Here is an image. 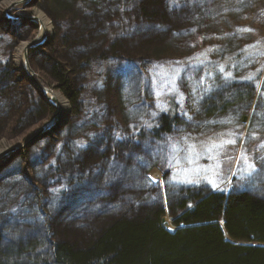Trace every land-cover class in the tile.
Segmentation results:
<instances>
[{"label": "trees", "instance_id": "obj_1", "mask_svg": "<svg viewBox=\"0 0 264 264\" xmlns=\"http://www.w3.org/2000/svg\"><path fill=\"white\" fill-rule=\"evenodd\" d=\"M190 4L186 0H175V3L172 0L41 1L40 6L56 30L52 40L46 39L44 45L30 49V62L68 100L72 107L70 120L74 116L81 122L84 116L89 123L80 126L73 122L68 127L74 126L62 137L41 139L38 143L45 142L41 146L44 151L39 149L36 150L39 154L29 156V153L16 159L21 166L25 164V169L20 167L21 172L35 183H28L20 194L22 204L12 202L3 213L10 217L7 225L15 229L21 220L32 217L37 207L44 218L42 237L50 245L53 260L36 257L28 263H18L13 256L25 255L29 242L20 241L14 252L3 254L0 264H264L263 196L235 182L229 190L200 182H178L172 177L174 161L171 168L168 160L160 162L169 149L168 138L175 141L174 134L186 117L178 112L173 99L166 106L157 97L146 103L152 88L149 82L157 86L156 71L169 62H177V58H171L174 55H169L171 51L164 48L168 46H157L151 41L167 39L169 31L179 34L175 23L182 12L208 3L203 0ZM216 14L214 22L220 17ZM8 20L12 24L20 22L18 18ZM29 22L37 27L35 20ZM162 23H169V28ZM26 28L20 25L13 34L0 33V138L11 139L15 125L23 127L29 120L39 121L56 111L55 103L46 102L13 63L12 48ZM95 34L99 38L92 54L76 47ZM139 35H143V41L132 44L133 38ZM64 50H70L78 63L65 61ZM249 51L244 49L235 60L245 59ZM106 62L114 65L108 76L113 87L109 95L105 94L107 99L97 104L101 115L94 112L90 116L89 110L96 103L85 101L79 72L91 66L103 73ZM242 63L237 62V67ZM143 66L147 70H142ZM230 70L237 71V68L227 61L225 72ZM102 75L106 79L107 72ZM240 75L234 83L240 89L233 96L235 103L251 100L258 89L264 88V70L245 71ZM247 75L252 77L251 81ZM143 77L146 83L141 87ZM133 94L137 95L136 99ZM144 103L150 110L147 108L140 119L132 116L130 119L128 110ZM233 103H224V106L227 108ZM210 108L212 113L216 112L214 102L208 104ZM145 122L152 127H145ZM76 128L79 130L74 134ZM227 129L222 127L218 132L225 134ZM116 134L124 139L117 140ZM50 142H54L53 151L46 147ZM77 142H84L86 146L80 147ZM69 145L75 147L70 154ZM174 154L179 156V152L173 153L171 149L168 157ZM14 156L6 153L0 157V165L4 163L1 169ZM50 156V162L46 163ZM138 156L148 166H141ZM114 162L120 167L114 166ZM154 167L162 171V181L152 177ZM39 169L40 175L35 173ZM28 191L35 193L31 200L27 198ZM166 209L177 227L175 232L169 231L162 219ZM12 217L16 220H11ZM96 219H100L101 225L93 231L90 229L86 241L60 237L63 225L77 224V229L87 230ZM3 233L8 234L7 230H0V237ZM37 239L28 244L31 251L39 246ZM10 242L8 238L7 243Z\"/></svg>", "mask_w": 264, "mask_h": 264}, {"label": "rangeland", "instance_id": "obj_2", "mask_svg": "<svg viewBox=\"0 0 264 264\" xmlns=\"http://www.w3.org/2000/svg\"><path fill=\"white\" fill-rule=\"evenodd\" d=\"M12 1L14 0H0V30H2L0 33L5 34V32H8L13 34L18 26L23 25L24 29L27 27L26 31H24L20 37L18 36L17 45L12 48V59L19 74H22L30 82L31 86L39 91L29 78L24 75H27L28 69L24 62L25 59L22 58L23 47L27 42H30L32 38L39 36V33L44 30L51 32L53 29V34L48 37V39L52 40L56 29L48 13L40 6L42 0H28L11 6L12 3L10 4V2ZM206 2L208 4L205 6L197 7L194 5L191 11L182 12V17L180 15V20L175 23L176 32L179 34L174 35L169 31L167 39H154L151 41L157 46H168L164 48L171 51L169 55H174L171 56V58H177L179 64H171V62H169L168 65H166L162 63L166 66L163 68V65L156 71L157 86L152 84L153 81H151L152 83L149 82L152 88H150L148 92L146 103L151 101L154 97H157L159 102L164 100V104L161 105L166 106L165 103L173 99L174 103L179 107L178 112L180 114H182V112H187V114L193 118L191 122L186 119L182 125L178 126V131L176 130L174 134V142H177L181 149H187L189 145L193 146L198 155L189 157L193 160L191 164L188 163V159H184L186 152L183 150L179 151V156L175 154L171 156L174 158L173 161L175 164V169H173L172 174L173 180L182 182L186 179H191L199 181L204 185L207 184L210 187L215 183L216 187L212 188H221L224 190L231 189V184L235 182L236 184L239 183L240 186L243 185L245 188L254 190L264 197V162L258 159L259 157H264V147H261V145H264V88L263 90L258 89V92L251 100L241 103H235V101H233V96L236 91H240L237 85H234L236 78H239L241 76L240 74L245 71L257 73L264 70V0H215L213 2H211V0H206ZM186 3L190 4L192 2L191 0H186ZM8 9L9 11H7ZM217 12L220 17L216 23L214 22V18ZM16 13H22L28 16L36 15L41 21V17H43L45 23L42 22V27L40 22L35 20L37 22V27H33L29 22L31 19L29 20L22 17L18 18L20 22L12 24L11 20L9 21L8 18H14ZM219 13L221 14L219 15ZM103 19L104 18H102V20ZM219 20L222 22H219ZM204 21H206V23L202 24ZM162 24L166 25V28H169L167 25L169 23ZM80 28H82V26ZM183 29L188 30V32H182ZM245 29H251V31H245ZM142 36L139 35V37L133 38L131 41L132 44L142 42ZM12 38L15 40V37ZM98 38V34L90 36L76 45V47L79 46L78 48L81 52L84 51L86 54H92L97 46ZM244 49L250 50L248 54L245 55V59L235 60L236 57L244 53ZM64 54L66 56L65 61L70 63L74 62L75 64L78 63V58H74L75 55H72L70 50H64ZM28 59L36 78L43 85L50 86L59 92L57 88L44 80L40 72L33 68L30 62V50L28 51ZM182 59L185 62H181ZM227 61L230 62L231 66L235 65L237 71L230 70L225 72ZM231 61H233V63H231ZM237 62L244 63L237 67ZM244 64H246L245 69H243ZM102 68L104 69L103 73H100V69L97 70L95 67L91 66H87L85 71L79 72V77L84 84L85 101H93L96 103V105L92 106V109L89 110L90 116L94 112L101 115V111L97 107V104L101 105L102 102L107 99L108 96L106 97L105 94L109 95L110 87H113V84L112 86L109 84L110 79H108V76L110 71L111 73L113 72L114 65L110 62H106ZM144 68L147 70L145 66L141 67L142 70H144ZM221 69H223V72H221ZM75 70L77 71V69ZM75 70L73 74H75ZM105 72H107L106 79L104 75H102L105 74ZM229 73H231L232 79L225 82L224 76ZM201 77H204L203 83H200ZM245 77H249V75ZM145 79L144 77L143 79L141 78V87L145 85ZM135 83V81L132 82L134 85ZM114 85H116V83H114ZM208 85H211L213 88L210 93L205 92V88ZM217 85L220 87H217ZM241 90L244 91V88H241ZM157 93H159V95H157ZM55 95L57 96L56 93ZM133 97L136 99L137 95L133 94ZM201 97L203 98L201 99ZM57 99L59 100L58 96ZM44 100L46 102L52 101L51 98L48 99L45 97ZM211 102H214L216 106V112L214 113L211 112V108L208 109V104ZM66 103L68 104L67 119L58 120L57 124L47 131L41 139L45 136L62 137L74 126L68 127V125H71L73 122L74 124L75 122L79 123L80 126L83 124L86 126V124L89 123V119H84V116L80 118L81 122L74 116V119L71 117L70 120L72 107H70V103L67 99ZM146 103L142 104L139 108L131 107L130 110H128V117L130 119L131 116L133 119H140L143 117L147 110H150ZM224 103L233 104L225 108ZM124 108L122 107V109ZM61 110L63 109L60 108V111ZM54 113L55 112H53L50 117L39 121L35 119L29 120L23 127H19L20 125L18 124L19 128H17L15 125L11 129L14 135L13 138H0V151L24 143L34 135ZM245 116L246 119H244ZM59 117L61 118L60 112ZM66 122L68 123L66 124ZM222 127L228 128L225 134L218 132ZM78 130L79 129L76 128L74 134H77ZM184 137H187V139H183ZM41 139L26 148L12 152L15 156L9 159V164L3 169L1 168L4 163L0 165V225L2 224L0 230H4V232L7 230L8 232V234L3 233L0 237V259L3 258V254L6 255L7 253L14 252L17 249V242L20 243V241H24L23 244H26L29 241V244L30 241L33 242L35 238H38L37 240L40 241L38 247L31 251L30 245L28 246L27 244V252L25 255L19 257L13 256V259L18 261V263H28L31 261V258L36 257L40 259L47 258L49 262L53 260L50 253V245L47 240L42 237L44 233L42 229L44 218L37 207L33 209V216L21 220V225L17 224L15 229L7 225L9 223L7 219L10 220V217L3 214L7 212L10 203L15 201L21 203L19 199H21L22 196L20 194L23 193V190L28 187L29 184L35 183V181L32 182L27 179L24 172H21L20 167L25 169V164L21 166L16 159L19 156L25 157L29 153V156L32 154L35 155V152H37L36 150H43L41 146L44 147L45 142L38 143ZM229 140H235V143H225ZM46 147L50 151H53L54 142L48 143ZM68 149V153L70 154V151L74 150L75 147L69 145ZM206 149H211V152H206ZM162 151L161 149V153ZM170 152L171 147H169L164 156L161 157L160 162H167ZM37 153L39 154V152ZM43 153L45 154L48 152ZM209 156L212 157L211 160L208 158ZM245 156L249 160L255 159L257 169H259L250 179L242 175L241 172L243 157ZM50 158L51 156L45 162L49 163ZM16 167L17 169L14 171L11 170L13 172L9 174L11 172L9 170L15 169ZM26 170H29V168L26 167ZM35 173L40 175L41 169L35 171ZM151 173L154 179L162 181V171L158 167H154ZM27 194L29 200L35 195V193L29 191ZM18 196L20 198H17ZM34 203L35 202H33V204ZM17 206H19V204ZM50 207L51 205H49V208ZM171 216L169 210L166 209V225H174ZM12 219L15 218L12 217L11 220ZM19 221L20 220H18V222ZM99 225H101L100 219L91 221L87 230L77 229V224H65L60 228V233H62L60 237H65L68 240H80L82 238L80 242H83L88 239L91 231L90 229L93 231L95 228L97 229ZM8 238L11 240L10 243H7Z\"/></svg>", "mask_w": 264, "mask_h": 264}, {"label": "water", "instance_id": "obj_3", "mask_svg": "<svg viewBox=\"0 0 264 264\" xmlns=\"http://www.w3.org/2000/svg\"><path fill=\"white\" fill-rule=\"evenodd\" d=\"M24 1H28V0H18V1H15L11 4V6H13L14 4L16 3H20V2H24ZM9 11V9L7 10ZM27 18V19H34V20H38L39 21V17L36 16V15H31V16H28V15H25V14H22V13H16V16L14 18ZM40 22V21H39ZM53 34V29H52V33ZM45 36H36L34 38H32L30 40V42H28L26 48H25V60H26V63L28 65V67L31 69V75L28 77L29 80L32 82V84H34L36 86V88L40 91V93L45 97V98H51L52 102H54L57 106V109L54 113V115L48 119L43 125L42 127L34 134L32 135L29 139H27L24 143L22 144H19V145H16V146H11L9 148H6L4 150H1L0 151V157L6 153H12V152H16L20 149H23V148H26L27 146H30L32 145L33 143H35L36 141H38L39 139H41L47 131H49L53 126H55V124H57L58 122V119H57V116H58V113H59V101L57 99V96H55V92L57 91L56 89L50 87V86H46V85H43L35 76V73L33 71V69L31 68L30 64H29V59H28V51L33 48V47H36V46H40L44 43V41L46 39H48V37ZM47 92H50L54 95H52L51 97H48L46 94ZM244 119H246V116L244 117ZM163 221L166 222V217L164 216L163 218ZM167 229L171 232H175L177 227L174 226V225H167L166 226Z\"/></svg>", "mask_w": 264, "mask_h": 264}, {"label": "snow or ice", "instance_id": "obj_4", "mask_svg": "<svg viewBox=\"0 0 264 264\" xmlns=\"http://www.w3.org/2000/svg\"><path fill=\"white\" fill-rule=\"evenodd\" d=\"M173 3H175V0H172ZM192 3H197V2H200L202 3L203 0H191ZM194 31V29H193ZM245 31H251V29H245ZM177 64H179V61L176 62ZM221 72H223V69H221ZM210 75V74H208ZM232 79V75L231 73L227 74L224 76V80L225 82H228ZM248 80H252V77H247ZM204 81V77H201V80H200V83H203ZM217 87H220L219 85H217ZM213 90L212 86L211 85H208L206 88H205V92L206 93H210L211 91ZM157 95H159V93H157ZM182 95V93H181ZM203 97H201L202 99ZM179 103V101H178ZM159 107V105H157ZM166 110V109H164ZM153 116L156 115V113H152ZM182 115L186 117V119L191 122L192 121V117L189 116L187 114V112H182ZM145 127L147 128H151L152 125L148 124L147 122H145ZM116 138L117 140H121V139H124L123 137H121L119 134H116ZM183 139H187V137H184ZM168 141H169V147H171L172 149V152L173 153H176V152H179V151H185L186 152V155L184 157V159H188V163L191 164L193 162L192 159H190L189 157L191 156H195V155H198V153L195 152L194 150V147L189 145L187 149H181L179 146H178V143L177 142H174L172 141V138H168ZM78 143V146L80 147H85L86 144L84 142H77ZM225 143H232L234 144L235 143V140H229V141H226ZM261 147H264V145H261ZM206 152H211V149H206ZM155 155V153H154ZM210 160L212 159L211 156L208 157ZM173 157H168V167L171 168L172 167V164H173ZM258 159H260L262 162H264V157H259ZM137 161L141 164V166H148L145 162H144V159L143 157H137ZM114 166L116 167H120V165L118 164H115L114 162ZM259 171V169H257V166H256V163H255V159L253 160H249L246 156L243 157V166L241 168V172H242V175H244L245 177L247 178H251L254 174H256L257 172ZM154 182V181H153ZM183 183H188V184H191V183H198L199 181H193L191 179H186L184 181H182ZM212 187H216V184L213 183L212 184ZM10 211L12 212H15L16 210L15 209H11Z\"/></svg>", "mask_w": 264, "mask_h": 264}, {"label": "bare ground", "instance_id": "obj_5", "mask_svg": "<svg viewBox=\"0 0 264 264\" xmlns=\"http://www.w3.org/2000/svg\"><path fill=\"white\" fill-rule=\"evenodd\" d=\"M16 0H14V1H12V2H10V4L11 3H13V2H15ZM42 18V21H41V19L39 18V21H40V25L43 27V24H42V22L43 23H45V19L43 18V17H41ZM51 33H52V31L50 32H48L47 30H44V31H42V32H40L39 33V36H41V38H42V36H45L46 35V37H49L50 35H51ZM45 37V38H46ZM27 44H28V42L26 43V45L23 47V54H22V58L23 59H25V48H26V46H27ZM24 56V57H23ZM24 62H25V64H26V66H27V69H28V73H27V75L26 74H24L27 78L31 75V69L28 67V65H27V63H26V60H24ZM56 94H57V96L59 97V103H60V105H59V112L61 113V118L59 117V113H58V116H57V119L60 121V120H63L64 118H66L67 116V112H68V104L66 103V99L63 97V96H61L60 94H59V92L57 91V92H55ZM48 97H51L52 95H54V94H52V93H50V92H47V94H46ZM56 96V95H55ZM60 108H62L63 110H61L60 111Z\"/></svg>", "mask_w": 264, "mask_h": 264}]
</instances>
